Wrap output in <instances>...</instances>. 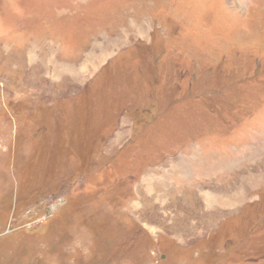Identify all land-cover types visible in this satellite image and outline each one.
<instances>
[{
	"label": "rangeland",
	"instance_id": "obj_1",
	"mask_svg": "<svg viewBox=\"0 0 264 264\" xmlns=\"http://www.w3.org/2000/svg\"><path fill=\"white\" fill-rule=\"evenodd\" d=\"M0 264H264V0H0Z\"/></svg>",
	"mask_w": 264,
	"mask_h": 264
}]
</instances>
